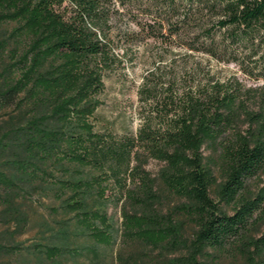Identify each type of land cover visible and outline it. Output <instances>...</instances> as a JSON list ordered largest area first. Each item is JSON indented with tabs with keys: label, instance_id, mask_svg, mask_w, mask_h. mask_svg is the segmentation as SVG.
I'll return each mask as SVG.
<instances>
[{
	"label": "trees",
	"instance_id": "trees-1",
	"mask_svg": "<svg viewBox=\"0 0 264 264\" xmlns=\"http://www.w3.org/2000/svg\"><path fill=\"white\" fill-rule=\"evenodd\" d=\"M120 6L0 0V261L264 264V99L193 57L264 81V0H146L125 25ZM147 40L186 58L142 76L135 132L97 130L105 79Z\"/></svg>",
	"mask_w": 264,
	"mask_h": 264
},
{
	"label": "rangeland",
	"instance_id": "rangeland-1",
	"mask_svg": "<svg viewBox=\"0 0 264 264\" xmlns=\"http://www.w3.org/2000/svg\"><path fill=\"white\" fill-rule=\"evenodd\" d=\"M114 3L124 2L125 8L121 6L119 8V14L124 19V25L129 20V10L132 13H137L141 4H144L146 0H112ZM127 7V8H126ZM164 48L158 42L153 40H147L137 44L134 57L130 63L124 67L118 73H114L105 79V89L102 95V105L98 108L95 117V126L99 131L108 130L115 134L121 135L125 132H135L138 123V96L137 89L141 83L142 76L147 69L152 66L153 61L159 59V57H176L186 58L183 51L177 46H171L169 49ZM196 55V54H192ZM184 56V57H183ZM164 57V58H165ZM199 58L204 64H207L210 73L215 79L221 82L231 84V86L237 87L241 85L244 90L252 89L250 92H244L251 102H260L264 99V81L261 79L251 78L245 74V69H250V66L246 60L238 59V62H225L219 61L214 58H209L206 55L193 56ZM208 60V61H207ZM162 164L149 160L145 166V169L152 175L156 176L160 170ZM115 190L113 186H109L106 190V194L113 195ZM121 206V204L119 205ZM42 209V208H41ZM107 213L112 219L113 226L116 230H121L122 217L120 215V208L111 204L107 207ZM38 229H31L29 232L23 234L20 237V241L24 244L31 243L32 239ZM121 244L119 237H117L115 246ZM0 264L3 262L0 261ZM195 264H243L242 261L235 260L233 258H222L220 261L212 262L207 256L197 257Z\"/></svg>",
	"mask_w": 264,
	"mask_h": 264
}]
</instances>
